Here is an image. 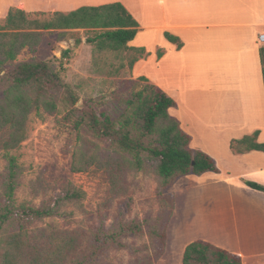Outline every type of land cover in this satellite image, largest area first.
Masks as SVG:
<instances>
[{"label":"trees","instance_id":"obj_1","mask_svg":"<svg viewBox=\"0 0 264 264\" xmlns=\"http://www.w3.org/2000/svg\"><path fill=\"white\" fill-rule=\"evenodd\" d=\"M84 30L91 46V65L95 73L117 75L132 71L147 57L144 48L130 47L139 26L120 3L85 6L74 11L27 13L10 8L0 23V153L4 166L0 172V264H109L111 252H132L131 264H156L165 252L166 230L175 209V198L166 193L181 177L219 173L207 154L190 148L191 137L170 115L175 101L149 83L145 77L120 83L131 91L119 98L116 116L98 112L92 100L77 108L79 98L61 78L50 61L32 58L16 63L23 51L35 53L54 33ZM66 33V34H65ZM74 35V34H71ZM170 43L181 48L176 37L165 33ZM81 38L75 35V45ZM47 45L49 43L47 42ZM66 57L67 52H63ZM162 51L157 52V57ZM264 83V46L259 49ZM34 114L39 119L63 114L76 137L71 173H100L105 182L108 204L117 203L111 223L108 212L83 209L85 193L71 183L59 192L34 194L38 205L16 197L23 166L13 154L27 139V123ZM259 131L233 140L235 154L264 153L258 143ZM131 173L151 175L156 180V216L125 221L130 210ZM264 193V186L245 182ZM72 208V210H69ZM81 215L71 227L75 210ZM90 216V217H89ZM62 219L69 227L60 228ZM147 241L129 247L125 239ZM136 247V248H134ZM182 264H242L241 258L211 243L197 240L184 250Z\"/></svg>","mask_w":264,"mask_h":264},{"label":"crops","instance_id":"obj_2","mask_svg":"<svg viewBox=\"0 0 264 264\" xmlns=\"http://www.w3.org/2000/svg\"><path fill=\"white\" fill-rule=\"evenodd\" d=\"M52 1L63 13L111 3L127 10L139 26L129 46L148 53L134 65L133 79L145 77L175 101L169 113L191 137L190 148L211 157L219 170L182 178L189 189L175 193L157 264H182L185 247L197 240L239 256L242 264H264V193L245 184L264 186V153L230 148L255 131L264 143V42L258 41L264 0ZM6 5H0V21Z\"/></svg>","mask_w":264,"mask_h":264},{"label":"rangeland","instance_id":"obj_3","mask_svg":"<svg viewBox=\"0 0 264 264\" xmlns=\"http://www.w3.org/2000/svg\"><path fill=\"white\" fill-rule=\"evenodd\" d=\"M5 3L7 4L4 7L5 11L18 8L27 13H44L45 15L57 11V5L52 0H0L1 6ZM60 33L59 31L49 36L35 53L23 51L16 63L27 62L32 58L50 61L64 82L76 92L79 98L78 109L84 107L85 100H92L98 112L105 111L116 116L120 110L119 98H124L131 91V86L124 88L120 83L125 80L135 81L137 78L133 79L131 72L127 70L120 71L117 75H108L104 71L95 73L91 65V46L85 43L87 33L84 30L70 31L65 33L66 35H60ZM76 34L81 38L79 45H75ZM64 51L67 52L66 57L62 55ZM75 146V134L70 124L64 121L63 114L45 116L44 119H39L32 114L27 123V139L18 150L13 152L24 170L16 197L19 201L26 200L33 205H38L41 197L33 199L34 194L46 192L51 195L59 192L67 183H71L85 193L82 206L86 212L110 210L106 222L109 225L117 203L108 204V188L100 173H71ZM3 166L4 160L0 153V172ZM182 178H179L166 193L175 198L177 190L189 189L186 179ZM128 184L132 200L129 203L130 210L125 221L156 216L159 206L155 201L156 180L154 177L142 173H131L128 176ZM75 212L71 227L76 225L75 220L83 218L76 210ZM56 223L60 228L69 227L62 219H57ZM125 242L129 247L147 244L146 240L140 242L131 238H126ZM131 261L132 252L128 249L118 253L111 252L105 259V262L109 264H131Z\"/></svg>","mask_w":264,"mask_h":264},{"label":"built area","instance_id":"obj_4","mask_svg":"<svg viewBox=\"0 0 264 264\" xmlns=\"http://www.w3.org/2000/svg\"><path fill=\"white\" fill-rule=\"evenodd\" d=\"M258 41H259V42H264V34H260V35L258 36Z\"/></svg>","mask_w":264,"mask_h":264}]
</instances>
